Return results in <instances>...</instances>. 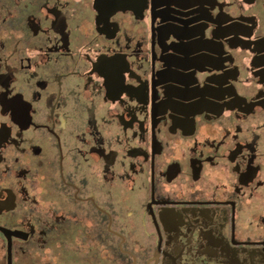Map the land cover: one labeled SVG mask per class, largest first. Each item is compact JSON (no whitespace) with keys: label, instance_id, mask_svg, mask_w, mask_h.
I'll return each mask as SVG.
<instances>
[{"label":"flooded vegetation","instance_id":"1","mask_svg":"<svg viewBox=\"0 0 264 264\" xmlns=\"http://www.w3.org/2000/svg\"><path fill=\"white\" fill-rule=\"evenodd\" d=\"M0 264H264V0H0Z\"/></svg>","mask_w":264,"mask_h":264}]
</instances>
